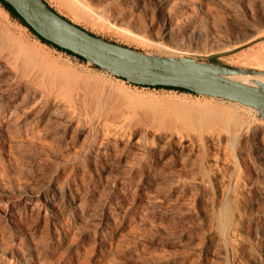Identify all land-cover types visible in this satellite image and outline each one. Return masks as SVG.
Instances as JSON below:
<instances>
[{"label":"rangeland","instance_id":"obj_1","mask_svg":"<svg viewBox=\"0 0 264 264\" xmlns=\"http://www.w3.org/2000/svg\"><path fill=\"white\" fill-rule=\"evenodd\" d=\"M44 1L117 44L264 72V0ZM256 142L254 109L130 83L42 42L0 4V264H264Z\"/></svg>","mask_w":264,"mask_h":264},{"label":"water","instance_id":"obj_2","mask_svg":"<svg viewBox=\"0 0 264 264\" xmlns=\"http://www.w3.org/2000/svg\"><path fill=\"white\" fill-rule=\"evenodd\" d=\"M38 35L71 51L100 69L136 85L170 86L187 89L224 101L250 107L264 119V86L255 89L220 76L207 74L214 64L221 74H261L263 71L232 67L213 60L145 52L98 37L73 23L41 0L56 25L42 22L25 0H4Z\"/></svg>","mask_w":264,"mask_h":264},{"label":"bare ground","instance_id":"obj_3","mask_svg":"<svg viewBox=\"0 0 264 264\" xmlns=\"http://www.w3.org/2000/svg\"><path fill=\"white\" fill-rule=\"evenodd\" d=\"M135 1V0H134ZM145 0H138V4L140 5V7H144L145 8V2H144ZM225 4V3H224ZM227 4V3H226ZM225 4V5H226ZM229 4V3H228ZM222 5H223V2H222ZM222 7H224V6H222ZM221 8V7H220ZM224 9H225V7H224ZM35 11H36V13H37V17L42 21V22H44L45 24H48V25H56V22H55V19L48 13V11L45 9V8H38V7H36L35 6ZM220 11H224V10H222V9H220ZM226 12H227V16L229 17V19L234 23V24H238V10H237V8L234 6V4L232 5H229L228 7H226ZM220 28V27H219ZM219 28L217 27V26H215L214 27V30H215V33L217 34V35H219L220 36V33H219ZM28 57H29V59L31 60V62H35L36 64H38L39 66H40V68L43 70V72H45V73H48V74H51L53 77H56V78H59L60 80H62L63 82H69L72 78V76H69L68 74H67V70L65 71L64 69H66V68H61V67H63L62 65H61V67H58V66H56V65H54L55 63H50V62H48V61H46V59H44L43 57H41V58H39L38 57V55L36 56V54L34 53V52H31V53H28ZM51 59V58H50ZM51 61H52V59H51ZM53 62H54V60H53ZM57 64V63H56ZM69 73H70V71H69ZM47 74V75H48ZM70 75H72V74H70ZM240 75V74H239ZM231 77V76H230ZM236 77V76H235ZM234 77V78H235ZM245 77H246V75H245ZM249 77V76H248ZM253 77H254V75H253ZM233 78V79H234ZM240 78V77H239ZM250 78H251V76H250ZM255 78V77H254ZM236 79V78H235ZM241 79V78H240ZM240 79H239V82H241V84L243 83V82H245V80L244 81H240ZM245 79V78H244ZM249 82H250V80L248 79V78H246ZM258 79V78H257ZM264 80V79H263ZM248 81L246 82V84L248 83ZM261 81H262V79H261ZM259 84L261 83V82H258ZM262 83H264L263 81H262ZM261 83V84H262ZM246 84H244L243 83V85H246ZM248 84H250V83H248ZM260 84V85H261ZM253 85V84H252ZM248 86H251V85H248ZM259 86V85H258ZM254 87V86H253ZM221 114V113H220ZM256 146H257V151H258V155H259V158L260 159H262V160H264V147L263 146H261V143H259V142H256Z\"/></svg>","mask_w":264,"mask_h":264},{"label":"trees","instance_id":"obj_4","mask_svg":"<svg viewBox=\"0 0 264 264\" xmlns=\"http://www.w3.org/2000/svg\"><path fill=\"white\" fill-rule=\"evenodd\" d=\"M0 4L9 12L11 13L15 18H17L24 26H26L31 33H33L39 40H41L42 42L46 43V44H49L61 51H64L68 54H71L73 56H76L77 58L81 59V60H85L84 58H82L81 56L77 55V54H74L72 53L71 51H68V50H65V49H62L60 47H58L57 45L45 40L44 38H42L40 35H38L28 24L25 23V21L16 13V11L13 9V7L8 4L7 2H5L4 0H0ZM213 61H215V59H211ZM121 78V77H119ZM123 79V78H121ZM125 80V79H123ZM140 86H147V85H140ZM148 87H155V88H165V89H175V90H179V91H183V92H189V93H193L187 89H183V88H179V87H170V86H148Z\"/></svg>","mask_w":264,"mask_h":264}]
</instances>
